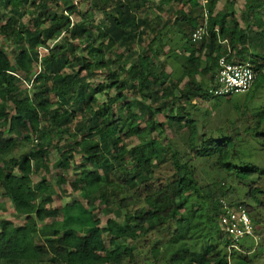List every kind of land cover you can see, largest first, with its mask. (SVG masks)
I'll use <instances>...</instances> for the list:
<instances>
[{"label":"trees","instance_id":"trees-1","mask_svg":"<svg viewBox=\"0 0 264 264\" xmlns=\"http://www.w3.org/2000/svg\"><path fill=\"white\" fill-rule=\"evenodd\" d=\"M222 1L0 0V196L22 219L0 200V264H251L263 246L245 240L231 262L221 217L225 204L258 208L229 178L264 196V127L201 130L190 109L221 102L222 56L259 70L247 92L262 75L264 52L250 49L264 48V0Z\"/></svg>","mask_w":264,"mask_h":264},{"label":"rangeland","instance_id":"rangeland-1","mask_svg":"<svg viewBox=\"0 0 264 264\" xmlns=\"http://www.w3.org/2000/svg\"><path fill=\"white\" fill-rule=\"evenodd\" d=\"M205 0H200V3L204 2ZM225 1V0H224ZM224 1L221 2V4H219V7H224ZM241 3H243V0H239V4H237L239 7H241ZM185 7V9H187V11H189V8H187V6H185L184 1H176L174 4L175 8H180V7ZM51 7L56 8L54 3L51 4ZM81 9V12L85 13L87 12L88 14L90 13L89 9L87 10V5L85 3H82L79 7ZM2 11V10H1ZM262 11V10H261ZM146 14H148L150 17H156L158 14H160V12L158 11V9L154 6L151 5V3L146 7ZM91 15V14H89ZM263 18H261L264 21V15H262ZM24 20L27 22H30L29 25L31 27H34V21L31 20V16L30 15H25ZM202 17H200V24H202ZM46 24H43V26H45ZM257 25V20H255L254 26ZM166 27V26H165ZM167 29H169V26L166 27ZM257 28V27H256ZM259 29H261V27L258 26ZM165 29V28H164ZM163 29V30H164ZM165 31V30H164ZM162 31V32H164ZM174 35V34H173ZM168 39V37H167ZM199 43H196V45L198 46ZM252 43V49H250L252 52L259 50L261 52H264V48H260V45L254 44ZM175 46L178 48V52L183 51L180 50L177 43H174ZM135 46H138L137 44ZM145 46V45H144ZM164 57V54L163 56ZM182 60H184V57L182 55H180L178 57L179 63L182 62ZM259 61L261 62L262 59L259 58ZM175 66V62L172 61L170 63H168L167 68L168 71L171 72L173 71V68ZM103 73H100L99 76H103ZM193 104L194 107L190 108L192 110V112L194 113V117H196L198 119V123L201 124V130L204 129H209V130H213V131H217V128L220 126L227 125V127L229 129H232L233 126V122H236V127H238L243 133H245L244 128L248 125H252L254 126H258L259 124L261 125V127H264V66L262 67V75L260 76V80H259V84L253 88V90H251V92H239L234 94L233 96L230 97H226V98H222L221 102L217 105L215 103V100H213L212 98H197L193 100ZM217 105V106H216ZM222 127V128H223ZM236 130V128H234V131ZM170 132V131H168ZM245 135V141L241 144L242 146H240V149L243 150L245 148H251L249 147V144H252V141H255L253 133L248 132ZM171 136V135H170ZM35 144V142L33 143ZM246 144V145H244ZM30 146V145H29ZM29 146H24L23 149L24 151L27 150L29 148ZM256 146H253L254 149H256ZM191 154H193L192 151H190ZM259 156L262 160L261 163H263L264 165V153L263 152H259V154L257 155ZM50 162H56L57 159L59 158V152L56 148L52 149L50 152ZM255 157H253L252 159H254ZM256 160V158H255ZM203 163V162H202ZM202 163H199L202 164ZM206 168V166H204ZM204 167L202 165L201 170H204ZM162 171H167L166 170H162ZM224 175H227V173H223ZM165 178V176H164ZM229 182H231L233 184V186L235 188H237L240 191L241 194V199L243 201H247V202H251L256 204V206L258 208H255V211L252 212V216H255L256 218L260 219V225L256 226L257 230L259 232H263L262 234H260L259 238L257 236V239H255L256 242H258V245H262L263 247H259V249L256 251L253 250V254H251V256H253V259L251 261V264H264V196L260 195V196H253V197H247V187L244 188V185H242L237 178L232 177L228 179ZM256 182H254L253 187H255ZM263 189H264V177L262 182H260L259 184ZM0 191H1V187H0ZM66 199L65 196H62L60 191L58 190L56 195L54 196V202L51 204V207H56L58 205V202H62L61 199ZM0 200L3 202L5 209L2 212V214L6 215V217H10L11 220L15 221V222H20L22 219L20 217H16L14 215V212H12V208H11V204L9 202V199L6 197H1L0 196ZM103 220L105 219V217H102ZM173 228V226H171L169 228L168 231L163 232L162 233V239L167 241L168 238L171 235V229ZM199 235L200 234H196L191 240L190 243H195L198 242L197 239H199ZM157 237V236H156ZM263 243V244H262ZM149 250V245L147 247ZM243 252H245L243 250ZM229 258L231 259V262L237 263L236 260H239V252L236 249H229ZM247 253V252H245ZM138 260H141V258H138Z\"/></svg>","mask_w":264,"mask_h":264},{"label":"clouds","instance_id":"clouds-1","mask_svg":"<svg viewBox=\"0 0 264 264\" xmlns=\"http://www.w3.org/2000/svg\"><path fill=\"white\" fill-rule=\"evenodd\" d=\"M206 1L207 0L202 2V4H204ZM73 2H74V0H73ZM79 3H77V4L74 3V4L78 5ZM206 12H205V17L207 18V13ZM200 27H204L205 30H206V26L205 25H200L198 28H200ZM197 29H195L193 31L192 38H193L194 32ZM204 36H205V33H204L202 39L204 38ZM202 39L193 40V41L195 43H199ZM220 59H221V57H220ZM220 59H219V61H220ZM231 62L250 63V64H252L248 60H245V61H231ZM253 67L255 68L254 65H253ZM256 71H258V74H259V70H256ZM218 72H219V66H218L217 75H218ZM217 75H216L215 84L212 86V88H210V92L212 93L213 96H215V97L221 96L223 98H226V97L233 96L236 93H239V92H236V93L231 94V95H227V94L219 95V94H216L215 90L218 87L217 86ZM251 87H250V89H251ZM250 89H248L246 91H242V92H247ZM225 208H227V210L225 211V213L221 217V225H223V227L225 229V233L227 234L228 239H229L228 252H229V249H236L238 251H243V249L241 247L243 242L245 240L250 239V238H253V241L255 242V244H258V242H256L255 239H257V236L259 238V234H257L258 230H257V227H256V226H259V224L256 225V223L254 222V217L252 216V214L245 207L239 206L238 203H237L236 208L231 207V206L226 205V204H225ZM232 215H235V217H232ZM229 254L230 253H228V255Z\"/></svg>","mask_w":264,"mask_h":264},{"label":"built area","instance_id":"built-area-1","mask_svg":"<svg viewBox=\"0 0 264 264\" xmlns=\"http://www.w3.org/2000/svg\"><path fill=\"white\" fill-rule=\"evenodd\" d=\"M81 0H74L77 4ZM205 33V28H198L193 34V40L202 39ZM258 76V71L250 63H236L221 57L219 61V72L217 75L216 94L231 95L236 92H242L250 89ZM235 217V215H232Z\"/></svg>","mask_w":264,"mask_h":264}]
</instances>
